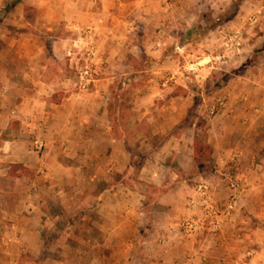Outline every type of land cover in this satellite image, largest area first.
I'll list each match as a JSON object with an SVG mask.
<instances>
[{
  "label": "rangeland",
  "instance_id": "374dc122",
  "mask_svg": "<svg viewBox=\"0 0 264 264\" xmlns=\"http://www.w3.org/2000/svg\"><path fill=\"white\" fill-rule=\"evenodd\" d=\"M139 1L124 14L121 0H0V264H145L135 259L158 241L153 200L168 188L197 214L168 242L197 226L213 240L239 213L244 245L243 229L264 223V0ZM201 144L211 151L195 162ZM24 146L53 165L49 178L36 163L11 167ZM231 157L235 191L222 180ZM250 250L216 254L246 264Z\"/></svg>",
  "mask_w": 264,
  "mask_h": 264
},
{
  "label": "crops",
  "instance_id": "0c3cea01",
  "mask_svg": "<svg viewBox=\"0 0 264 264\" xmlns=\"http://www.w3.org/2000/svg\"><path fill=\"white\" fill-rule=\"evenodd\" d=\"M141 1L139 0H121V11L122 13L124 12V14L126 13L125 11L128 10H135V5L133 3H137L140 4ZM79 6V5H77ZM94 8H88L86 7L85 10L86 11H92ZM105 10V9H104ZM108 11V9L106 10ZM136 11V10H135ZM134 11V12H135ZM90 13V12H89ZM90 16H92V14H90ZM123 21H135L136 20V14H133V17L125 15L122 17ZM229 20V19H228ZM187 21V20H185ZM188 22V21H187ZM264 56V52L262 54ZM39 83L42 84L41 80H39ZM41 86V85H40ZM38 100L40 98H37ZM37 100V101H38ZM246 118V119H245ZM248 117L243 118V120H247ZM241 138L245 137V132H242L240 135ZM165 142L159 144L157 147L164 149L165 148ZM171 148V147H170ZM173 148V147H172ZM65 149L61 148V144L60 145H55V148L53 149V153L55 154H61ZM238 152H240L239 154H241V159L243 158L242 153L245 151L242 149H236ZM23 153V158L22 156L20 157V159L14 160L12 162H19L18 164H20L22 167H30L33 164H37L38 166V171H42V169H40V166H43L44 168H46L48 170V173H46L47 178H49L51 175L49 173V171H51L53 169V165L47 161L45 158L43 159V157L41 158H36L35 156L32 155V151L29 150V147L24 146V148L21 151ZM192 154H193V150H192ZM191 154V155H192ZM193 160V158H192ZM59 169H63L66 170L67 169V165L63 164L62 162H57ZM179 166H181L179 164ZM58 168V167H57ZM70 168V166L68 167ZM16 177V176H15ZM53 181V180H52ZM51 180L48 179V183H53L56 184V182H52ZM184 182L182 180H177L175 181V185H180V187H183L182 190H184ZM174 192L173 188H168L165 192L158 194L155 198V200H153V204H155V215L152 217L153 219H155L156 222H153L152 225L159 227V230H155L156 232H152L154 235L156 234V238L158 239L157 242H153L152 245L149 248H146V253H148L149 257L144 259V258H137L135 260H138L140 262H145V264H165L164 262H166L168 260V264H235V260H233V258L229 255H227V257L224 258H220V256H218L216 254V250L217 248H219V244L223 243L224 247L226 249H245V250H250V252L247 254H250L247 258L246 264H264V223L262 225L257 224L255 226H252V228H244V232L245 230L247 231V233H245V243H243L244 245H242L241 243H237L239 239H237V242H233V240H236L237 235L239 234L240 231H238V228H236V224H237V219L241 216L239 213H231L230 215H225L223 217V222L221 224V230H220V234L217 235V237L213 240H206L207 238H203L202 234V226H197L196 229H194V233L187 235L188 236V240L186 239V245H179L177 242L172 241V242H168L169 238L172 237H177V235H179V232L176 230V225L177 222L182 218V220H184V218L186 217H190L192 215H197L196 213H194V206H190L189 205V200H185L184 199V194L185 192H179L178 194ZM175 199V201L171 200ZM170 202H174L175 205H177L179 203V207L175 208L174 205H172V203L170 204ZM126 212V211H125ZM263 214V213H262ZM263 216V215H262ZM54 217H56V215H54ZM196 217V216H195ZM125 218H127L125 216ZM258 218H261V214L258 215ZM232 229V230H231ZM242 230V229H241ZM101 232H105V230H103V228H101ZM233 232V233H232ZM88 233V232H86ZM225 234V236H222V234ZM227 233V234H226ZM229 234V235H228ZM200 235V236H199ZM233 235V236H232ZM199 236V237H196ZM159 237H165L167 240L165 242V245L159 242ZM233 237H235V239H233ZM196 239V240H193ZM164 240V239H163ZM143 243H147V242H139V244H143ZM249 243H251V245H248ZM257 243L258 246L260 245L261 250L263 252H258L253 253L254 249V244ZM136 244H138V242H136ZM123 246H129L130 244H122ZM235 247V248H234ZM128 248V247H126ZM181 250L183 251V253L186 255L183 258H179V259H172L169 257V253H172L176 250ZM166 255H168V258L164 259L166 257ZM164 259V260H163ZM221 259V260H220ZM257 260H261V261H257ZM123 264H128L127 262H122ZM142 264V263H141Z\"/></svg>",
  "mask_w": 264,
  "mask_h": 264
},
{
  "label": "built area",
  "instance_id": "2783aa9c",
  "mask_svg": "<svg viewBox=\"0 0 264 264\" xmlns=\"http://www.w3.org/2000/svg\"><path fill=\"white\" fill-rule=\"evenodd\" d=\"M195 68L192 67V65L188 66V70H194ZM88 68H85L84 70L78 71V76L80 78L79 84L81 87H84L90 79H88L87 76H82V75H90L88 73ZM84 79V82L82 80ZM38 148L40 147V143H38ZM235 171H236V160L234 157H231L228 161L227 165V171L225 170L223 173V179L224 182L226 183L227 187L230 188L232 191H235L236 188L238 187V180L235 178ZM195 194L200 200V205L204 206V208L208 209L209 212H211L212 208V193L210 191L209 185L205 181H199L195 187ZM235 195H230L229 201L226 205V207H230V203L232 199L234 198ZM218 221H213L211 224L213 230L217 228L218 226ZM195 221L191 220H184L183 222V227L185 231L190 230L191 228L194 227Z\"/></svg>",
  "mask_w": 264,
  "mask_h": 264
},
{
  "label": "trees",
  "instance_id": "16d2710c",
  "mask_svg": "<svg viewBox=\"0 0 264 264\" xmlns=\"http://www.w3.org/2000/svg\"><path fill=\"white\" fill-rule=\"evenodd\" d=\"M210 151H211V148L209 145L201 144L199 146V149L196 148L193 150V154H192L193 161H195V162L200 161L201 155H203V154L206 156H209ZM11 167H13V168L21 167V165L20 164H12ZM13 174H16V173H13Z\"/></svg>",
  "mask_w": 264,
  "mask_h": 264
}]
</instances>
